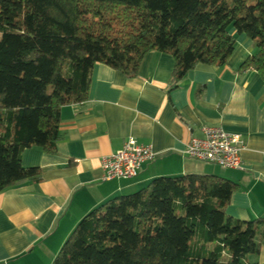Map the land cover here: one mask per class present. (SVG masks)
<instances>
[{
	"label": "trees",
	"instance_id": "16d2710c",
	"mask_svg": "<svg viewBox=\"0 0 264 264\" xmlns=\"http://www.w3.org/2000/svg\"><path fill=\"white\" fill-rule=\"evenodd\" d=\"M243 33L254 50L239 71L264 82V0H0V191L54 153L61 107L85 100L93 65L135 76L148 51L174 59L170 88L198 63L223 65ZM237 185L216 174L158 176L89 210L50 264H247L264 217L225 208Z\"/></svg>",
	"mask_w": 264,
	"mask_h": 264
},
{
	"label": "crops",
	"instance_id": "0c3cea01",
	"mask_svg": "<svg viewBox=\"0 0 264 264\" xmlns=\"http://www.w3.org/2000/svg\"><path fill=\"white\" fill-rule=\"evenodd\" d=\"M229 31L236 44L227 61L198 63L173 88L169 53L148 51L131 77L93 65L87 98L61 107L55 152L29 147L21 153L24 167H39V179L0 191V264H50L89 210L158 176L219 175L237 185L225 208L229 216L264 217V82L256 70L239 71L254 48L245 34ZM202 125L240 136L242 168L222 169L184 154ZM130 136L150 144L155 159L135 178L103 179L102 157ZM247 264H264V243Z\"/></svg>",
	"mask_w": 264,
	"mask_h": 264
},
{
	"label": "built area",
	"instance_id": "2783aa9c",
	"mask_svg": "<svg viewBox=\"0 0 264 264\" xmlns=\"http://www.w3.org/2000/svg\"><path fill=\"white\" fill-rule=\"evenodd\" d=\"M242 141L238 134L220 127L202 125L201 135L193 136L185 144L184 154L190 158L218 165L222 169L242 168L240 151ZM156 153L150 144L127 137L121 147L102 157L103 179H131L138 175L142 164L154 160Z\"/></svg>",
	"mask_w": 264,
	"mask_h": 264
}]
</instances>
